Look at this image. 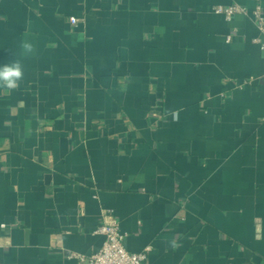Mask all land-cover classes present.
Instances as JSON below:
<instances>
[{
  "label": "crops",
  "instance_id": "obj_1",
  "mask_svg": "<svg viewBox=\"0 0 264 264\" xmlns=\"http://www.w3.org/2000/svg\"><path fill=\"white\" fill-rule=\"evenodd\" d=\"M257 5L0 0V264H77L112 217L149 264H264Z\"/></svg>",
  "mask_w": 264,
  "mask_h": 264
},
{
  "label": "built area",
  "instance_id": "obj_2",
  "mask_svg": "<svg viewBox=\"0 0 264 264\" xmlns=\"http://www.w3.org/2000/svg\"><path fill=\"white\" fill-rule=\"evenodd\" d=\"M212 10L224 14L228 19H231L235 13L248 12L246 6L238 3L216 4ZM252 13L262 34V36L255 37L254 40L259 42L264 49V14L261 6L257 5ZM78 19L76 16L71 17L72 23L77 22ZM230 37L229 34L227 38L230 39ZM95 231L104 235L101 247L90 254L75 253L77 264H149L147 259L149 247L141 251L129 250L124 244L125 234L120 231L119 222L116 218L112 217L109 221L103 222Z\"/></svg>",
  "mask_w": 264,
  "mask_h": 264
},
{
  "label": "clouds",
  "instance_id": "obj_3",
  "mask_svg": "<svg viewBox=\"0 0 264 264\" xmlns=\"http://www.w3.org/2000/svg\"><path fill=\"white\" fill-rule=\"evenodd\" d=\"M25 39L21 43L23 54L25 56L32 55L35 52L34 43L27 38L28 34L25 33ZM24 78L23 65L20 61L14 60L11 63L0 66V89L7 93H11L20 86V82Z\"/></svg>",
  "mask_w": 264,
  "mask_h": 264
}]
</instances>
